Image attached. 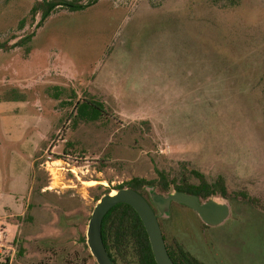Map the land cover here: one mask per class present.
Returning a JSON list of instances; mask_svg holds the SVG:
<instances>
[{"label":"rangeland","instance_id":"rangeland-1","mask_svg":"<svg viewBox=\"0 0 264 264\" xmlns=\"http://www.w3.org/2000/svg\"><path fill=\"white\" fill-rule=\"evenodd\" d=\"M41 1L0 0V43L33 36L0 49V264H96L82 239L101 196L133 178L166 193L157 172L171 190L198 184L192 171L223 178L231 218L210 228L172 205L166 244L264 264L241 224L264 213L238 196L264 205V0H96L38 25ZM70 99L102 117L75 123ZM121 255L138 264L131 242Z\"/></svg>","mask_w":264,"mask_h":264},{"label":"trees","instance_id":"trees-1","mask_svg":"<svg viewBox=\"0 0 264 264\" xmlns=\"http://www.w3.org/2000/svg\"><path fill=\"white\" fill-rule=\"evenodd\" d=\"M96 0H88L85 5H81L77 0H42L37 2L30 10L29 14L31 18L34 19L37 14H40V21L38 25L43 23L50 15H52L58 9H65L69 12H79L84 10L87 6L95 2ZM23 25L21 23L20 27ZM33 36H26L19 42L15 44L8 45V43H0L1 50L12 49L19 46L23 42L31 41ZM28 47L25 49L27 52ZM59 90L54 93L53 98L59 100L60 92ZM73 99H76L73 94ZM60 105L71 106L75 115L74 122H94L102 117L104 108L103 104L95 101L94 99L73 101L72 99L67 101H61ZM158 174V187L161 192H168L169 185L174 184V181H169L164 172H157ZM191 174L198 178V184H189L182 182L180 185H175L174 189L180 192L193 194L200 197L202 200L208 199L210 196L219 195L222 197H227V190L223 178L218 177L214 182L209 183L202 175L198 172L192 171ZM152 182H147L144 179L133 178L126 183L128 188L136 191H141V189L146 185H153ZM122 188V187H119ZM244 201L250 204L252 207L260 209L264 213V205L260 203L256 198L247 196L244 193H239ZM264 218V217H263ZM244 225L242 233L245 232V226H251L253 229V243H256V252H254L260 259H264V221L259 225L247 221V218L241 223ZM235 225V224H234ZM234 230L237 226H232ZM232 230V229H231ZM101 237L103 245L108 253L113 264H117L115 253L119 254L127 248L131 242L136 254L138 264H156L149 245L147 234L145 229L135 213V211L126 204H118L114 206L105 215L101 225ZM165 241V240H164ZM85 243V240L82 239ZM243 242L241 241V244ZM166 245V244H165ZM86 247V246H85ZM167 253L174 264H205L195 257L191 256L189 253L185 252L181 246L174 243L173 246H166ZM254 256L253 252L250 253ZM88 257H90L88 255Z\"/></svg>","mask_w":264,"mask_h":264},{"label":"water","instance_id":"water-1","mask_svg":"<svg viewBox=\"0 0 264 264\" xmlns=\"http://www.w3.org/2000/svg\"><path fill=\"white\" fill-rule=\"evenodd\" d=\"M218 196L202 200L175 189L159 193L153 185L144 186L140 192L128 187L118 188L101 196L94 205L86 227L85 245L96 264H113L102 242L101 225L110 209L126 204L135 211L145 229L155 263L174 264L167 253L160 221L168 218L172 205H177L195 213L206 227L222 226L231 218L232 212L230 205L222 199L224 197Z\"/></svg>","mask_w":264,"mask_h":264},{"label":"crops","instance_id":"crops-1","mask_svg":"<svg viewBox=\"0 0 264 264\" xmlns=\"http://www.w3.org/2000/svg\"><path fill=\"white\" fill-rule=\"evenodd\" d=\"M7 101H12V99L0 100V103H4V102H7ZM27 141L30 142L29 140H27ZM29 165L31 166V170H32V163L30 162ZM0 234H2V229H0ZM0 241H1V235H0Z\"/></svg>","mask_w":264,"mask_h":264},{"label":"flooded vegetation","instance_id":"flooded-vegetation-1","mask_svg":"<svg viewBox=\"0 0 264 264\" xmlns=\"http://www.w3.org/2000/svg\"><path fill=\"white\" fill-rule=\"evenodd\" d=\"M160 225V224H159ZM162 227H161V225H160V229H161ZM164 233V232H163ZM163 238H164V236H163ZM165 240V239H164ZM165 244H166V240H165ZM166 246H168L167 244H166Z\"/></svg>","mask_w":264,"mask_h":264},{"label":"built area","instance_id":"built-area-1","mask_svg":"<svg viewBox=\"0 0 264 264\" xmlns=\"http://www.w3.org/2000/svg\"><path fill=\"white\" fill-rule=\"evenodd\" d=\"M3 234V233H2ZM2 234H0V235H2Z\"/></svg>","mask_w":264,"mask_h":264}]
</instances>
